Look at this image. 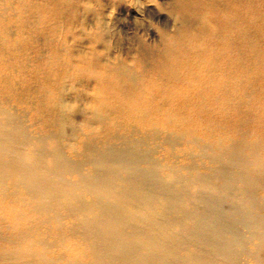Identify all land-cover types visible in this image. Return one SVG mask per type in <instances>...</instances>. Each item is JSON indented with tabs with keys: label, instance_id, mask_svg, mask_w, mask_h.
<instances>
[{
	"label": "bare ground",
	"instance_id": "bare-ground-1",
	"mask_svg": "<svg viewBox=\"0 0 264 264\" xmlns=\"http://www.w3.org/2000/svg\"><path fill=\"white\" fill-rule=\"evenodd\" d=\"M62 3L0 0V264H264V0L130 60Z\"/></svg>",
	"mask_w": 264,
	"mask_h": 264
},
{
	"label": "rangeland",
	"instance_id": "rangeland-1",
	"mask_svg": "<svg viewBox=\"0 0 264 264\" xmlns=\"http://www.w3.org/2000/svg\"><path fill=\"white\" fill-rule=\"evenodd\" d=\"M101 5L108 14L105 26L109 53L125 60L160 51L163 37L173 36L181 28L182 20L174 14L179 0H63L53 20L63 24L72 43L76 33L97 24Z\"/></svg>",
	"mask_w": 264,
	"mask_h": 264
}]
</instances>
